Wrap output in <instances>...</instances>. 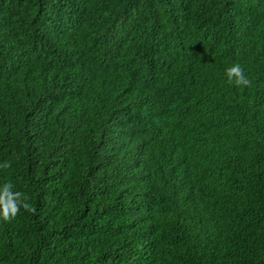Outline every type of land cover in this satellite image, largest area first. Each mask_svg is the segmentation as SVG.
I'll return each instance as SVG.
<instances>
[{"label": "trees", "instance_id": "16d2710c", "mask_svg": "<svg viewBox=\"0 0 264 264\" xmlns=\"http://www.w3.org/2000/svg\"><path fill=\"white\" fill-rule=\"evenodd\" d=\"M6 161L0 264H264V0H0Z\"/></svg>", "mask_w": 264, "mask_h": 264}, {"label": "clouds", "instance_id": "9594fccd", "mask_svg": "<svg viewBox=\"0 0 264 264\" xmlns=\"http://www.w3.org/2000/svg\"><path fill=\"white\" fill-rule=\"evenodd\" d=\"M225 74L228 78L229 83H235L237 86H250L251 81L245 75L243 67L236 63L225 70ZM2 168L10 167V164L6 161L0 165ZM13 185L11 183H5L0 189V217L5 221L13 219L20 208L23 207L26 210L30 207L26 201L27 197L21 192H13ZM34 211V209H33Z\"/></svg>", "mask_w": 264, "mask_h": 264}]
</instances>
